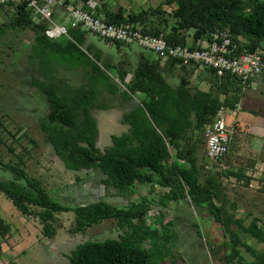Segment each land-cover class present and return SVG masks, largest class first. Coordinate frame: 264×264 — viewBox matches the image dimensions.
Returning a JSON list of instances; mask_svg holds the SVG:
<instances>
[{"label": "trees", "instance_id": "obj_1", "mask_svg": "<svg viewBox=\"0 0 264 264\" xmlns=\"http://www.w3.org/2000/svg\"><path fill=\"white\" fill-rule=\"evenodd\" d=\"M10 6L17 8V14L0 23V37L20 29L34 31L33 48L37 52L31 56L39 57V71L44 78L37 77L32 83L47 105L41 121L47 140L67 169L96 170L105 176L102 184L115 187L129 199V204L120 206L101 198L70 205L56 199L40 178L26 172L24 166L30 150L17 152L14 146L9 149L18 158L16 163H6L0 156L1 166L12 175L0 177V193L23 214L37 215L43 225L42 233L49 238L58 230L57 214L61 212L75 213L78 232L106 220L117 221L122 230L119 237L88 239L78 244L69 257L70 264H165L178 255L183 257L177 249L179 234L175 218L165 214L173 203L183 200L203 209L222 226L226 247L220 256L222 264H264V248L258 249L244 239L250 234L264 242V226L258 224L257 218L249 225L245 223L222 180L234 173L229 163L232 144L226 156L230 166L226 171L212 173L205 163L199 162L202 145L207 147L204 131L214 120L215 112L221 104L235 110L243 100L246 89L239 78L232 74L219 76L207 68L211 74L209 89L194 88L189 76L197 64H183L173 58L164 61L145 52L139 53L136 66L129 69L123 62L119 65L106 58L90 39L92 33L81 26L70 27L72 39L65 37L64 45L47 36L50 22L44 18L36 20L27 3L17 1L0 9ZM102 12L109 22L142 25L147 33L162 35L171 44L192 42L197 46L200 39H210L213 33L224 30L242 51L264 52V0H162L158 5L129 12L125 6L112 11L103 8ZM113 43L119 49L125 46ZM82 44L87 45L85 51L80 50ZM77 49L88 58V64L82 66L88 81L73 85L58 74L57 65L71 66ZM171 71L172 78L179 79L177 83L171 80ZM114 78L120 79L124 88ZM102 80L109 85L110 93L122 91L126 101L136 100L121 118L128 131L112 135L111 145L104 150L97 144L99 126L92 112L109 108L99 99ZM30 141L35 142L33 138ZM248 160L234 173L247 183L253 180L246 174L247 170L256 169L259 163L264 165V143ZM148 184L152 198L140 195L139 199H131ZM155 207L158 215L152 213ZM133 220L143 225L141 236L128 231ZM10 232L11 224L0 217V237ZM2 253L0 242V256Z\"/></svg>", "mask_w": 264, "mask_h": 264}, {"label": "rangeland", "instance_id": "obj_2", "mask_svg": "<svg viewBox=\"0 0 264 264\" xmlns=\"http://www.w3.org/2000/svg\"><path fill=\"white\" fill-rule=\"evenodd\" d=\"M161 1L124 0L123 2L125 6L134 10L135 7L158 5ZM16 14L15 6L0 9V23L10 20ZM57 22L61 23V20ZM90 39L105 53L106 58L119 65L123 62V66L129 69L136 66L139 52L144 51L137 44L125 45L119 49L113 42L109 43L95 34H91ZM57 40L61 44H67L65 37ZM34 41L35 34L30 28L10 31L0 37V156L6 163H16L18 158L9 147L14 146L17 152L29 149L24 166L26 172L40 178L50 189L51 194L64 203L78 205L102 198L120 206L128 205L129 199L121 195L115 187L102 184L105 176L96 170L67 169L47 140L41 127L47 105L38 88L32 83L37 77L44 78L39 71V57L35 59L31 56L32 52L34 54L37 52L36 47L33 48ZM86 48L87 45L82 44L80 50L85 51ZM80 50L73 52L76 60L71 62V66L57 65L58 74L73 85L88 81L85 77L86 70L82 67L88 64V58ZM147 54L150 57H157L150 52ZM171 80L174 82L175 78ZM114 82L123 86L118 78H114ZM99 87L100 102L107 104L109 109H94L92 112L99 126L97 144L104 150L111 145L112 135H121L128 131V125L123 124L121 118L133 107L136 100L126 101L122 91L117 94L110 93L109 85L103 80ZM239 107V110H244L243 112L246 113L264 115V71L255 78L253 86L246 88ZM233 112L234 110L230 109L227 112L228 122L236 131L229 163L236 173L239 165L249 163L248 158L252 156L251 149L256 133L250 126L243 128L238 124ZM30 138L35 142H31ZM206 154V145L203 144L199 162L207 166ZM256 169L247 170L246 174L253 177L248 183L246 179H239L234 173H231L230 177H222V180L230 201L238 204V215L245 218L247 225L257 218L258 224L263 227L264 174L262 177H254L251 173ZM259 173L260 171L256 174ZM0 177H12L1 164ZM150 187L149 184L141 187L131 199H139L140 195L152 198ZM152 213L158 215V208L155 207ZM165 214L167 217L175 218L177 234H179L177 249L183 256L178 255L177 258L167 260L165 264H222L220 256L224 255L226 247L224 230L219 223L212 220L203 209L194 208L184 200L173 203ZM0 217L11 224L10 234L4 238L0 237L3 247L0 264H70L69 257L78 244L88 239L103 240L119 237L122 233L116 220H106L78 232L75 230V213L69 211L57 214L58 230L53 238H49L42 233L43 225L39 217L20 212L4 193H0ZM140 224V221L133 220L128 225V231L141 236L144 227ZM244 239L258 249L264 248V242H259L255 236L246 234ZM243 253L248 259L251 258L244 249Z\"/></svg>", "mask_w": 264, "mask_h": 264}, {"label": "built area", "instance_id": "obj_3", "mask_svg": "<svg viewBox=\"0 0 264 264\" xmlns=\"http://www.w3.org/2000/svg\"><path fill=\"white\" fill-rule=\"evenodd\" d=\"M17 1L27 3L36 20L44 18L50 22L46 34L52 40L62 37L72 39L70 27L81 26L84 30L111 43L137 44L144 51L152 52L164 61L179 59L183 64L192 62L213 69L219 76L235 75L245 89L253 86L255 78L264 71L263 50L242 51L228 31L220 30L213 33L210 39H200L197 46L192 42L171 44L162 35L147 33L142 25L109 22L106 15L98 11L94 0L88 3L73 0L68 4L66 0H0V8ZM57 4L65 5L69 13L68 23H59L53 17V7ZM227 112V107L221 104L215 112L214 120L204 131L207 140V168L214 172L226 171L230 168L226 156L233 141L234 126L228 122ZM258 170L260 173L257 175ZM263 174V164H259L256 171L251 173L256 178L262 177Z\"/></svg>", "mask_w": 264, "mask_h": 264}, {"label": "crops", "instance_id": "obj_4", "mask_svg": "<svg viewBox=\"0 0 264 264\" xmlns=\"http://www.w3.org/2000/svg\"><path fill=\"white\" fill-rule=\"evenodd\" d=\"M74 1L77 2L79 0H74ZM94 1L97 3L98 11H100L101 13H103L102 12L103 8L112 11V10H116L117 8H119V6H125L123 2L124 0H105V1L104 0H94ZM66 2L68 4V3L73 2V0H66ZM104 4H106V6H104ZM125 7L127 8L128 12L132 10L131 8H128L127 6ZM140 8H147V7L146 6H140L139 8L135 7L134 10H137ZM53 17L55 18L56 21L61 20V23H68L69 13L67 12L65 5H60V4L55 5L53 7ZM143 52H145L146 54L148 53L147 51H143ZM173 75H174L173 71L169 72V76L171 77V79ZM210 77H211V74L207 70V68H204L201 66H197L195 70L191 71L190 76H189L192 87L200 88L204 90H208L210 87V83H209ZM173 78H175V76ZM174 81L177 83L179 79L176 77ZM239 109L240 107L235 109L233 112L235 113V118L238 121V124H240L243 128H245L246 126H250L252 129H254L255 131L254 133L256 134H254L255 139L253 140L251 151H258L260 150V148L262 147V144L264 143V115H259V114L253 115L252 113H248V112L246 113V112H243L244 110H239Z\"/></svg>", "mask_w": 264, "mask_h": 264}]
</instances>
